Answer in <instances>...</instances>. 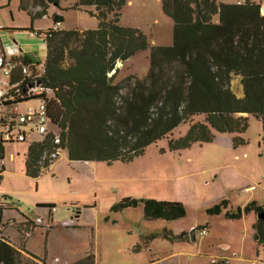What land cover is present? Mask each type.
I'll return each mask as SVG.
<instances>
[{"label":"trees","instance_id":"1","mask_svg":"<svg viewBox=\"0 0 264 264\" xmlns=\"http://www.w3.org/2000/svg\"><path fill=\"white\" fill-rule=\"evenodd\" d=\"M262 2L162 0L164 13L174 22V44L153 48L141 30L121 25L127 0H79L77 8H94L100 25L91 31L50 29L45 39L47 59L39 80L51 91V134L31 143L27 175L38 178L56 162L38 163L54 135L61 140L58 148L68 152L71 162L130 164L163 140L169 141L171 151L178 152L212 143L215 133H245L247 116L264 121ZM54 22L62 23V18L55 16ZM149 49V75L116 83L119 60L125 63ZM14 61L18 79L22 68L35 62L30 55ZM236 76L241 77L242 98L233 89ZM186 123L191 124L188 133L174 139V131ZM236 141L244 143L241 138ZM3 143L0 162L5 158ZM2 181L0 171V185ZM138 207L144 209L148 221L186 217L180 203L126 198L116 209ZM54 208L38 205L44 218L36 221L0 200V264H96L92 242L75 260L59 258L47 249L43 255L28 250V240L40 232H45L47 243L55 229L51 226ZM64 229L74 230L69 226ZM255 230L256 239L264 242V220H258ZM196 232L169 234L173 240L186 242Z\"/></svg>","mask_w":264,"mask_h":264},{"label":"rangeland","instance_id":"2","mask_svg":"<svg viewBox=\"0 0 264 264\" xmlns=\"http://www.w3.org/2000/svg\"><path fill=\"white\" fill-rule=\"evenodd\" d=\"M45 1L30 4L43 13L48 10V21L37 18L32 7L27 9V0H0V42L8 59L30 55L36 63H44L47 43L30 30L52 29L55 16L62 18V31L99 28L96 10L78 9L79 0ZM122 15L121 25L141 30L153 48L174 44V22L164 13L162 0H127ZM150 55L149 49L124 64L118 62L115 82L131 76L146 78ZM233 89L241 96L239 80ZM36 106L37 101L21 110ZM247 118L249 126L243 134L215 133L212 143L178 152L163 140L130 164L71 162L68 152L61 150L59 159L38 178L28 176L26 168L20 170L18 162L26 164L30 145L39 136L33 133L24 143L5 142L0 200L34 220L44 218L38 205L55 207L51 224L55 229L47 243L45 232L28 240V250L37 255L47 249L59 258L75 260L92 242L96 264H264V242L255 236V225L264 214V121ZM190 127V123L181 125L173 138L184 137ZM237 138L244 143L237 144ZM126 198L180 203L186 217L148 221L142 207L116 209ZM194 232L186 242L169 234Z\"/></svg>","mask_w":264,"mask_h":264},{"label":"built area","instance_id":"3","mask_svg":"<svg viewBox=\"0 0 264 264\" xmlns=\"http://www.w3.org/2000/svg\"><path fill=\"white\" fill-rule=\"evenodd\" d=\"M40 13L43 11L41 10ZM41 19L48 21L50 18L44 13ZM61 24V22H54L52 29H59ZM49 31L50 29L43 31L33 28L30 33L46 39ZM17 70L18 64L14 59L7 58L0 42V128L3 131L0 135V142L4 143H24L31 138L33 133L39 137H47L51 134L48 118V100L51 91L46 89L43 82L39 80L40 73L45 70V62L38 64L34 62L30 66H24L20 79L16 74ZM36 101L38 106L21 110L25 105ZM28 127H31V132L27 131ZM59 145H61V140L54 135L50 146L45 148L38 163L44 165L46 161L50 163L58 160L61 155ZM18 167L24 170L26 164L19 161ZM251 190H255V187ZM35 219L38 220V217ZM201 234L206 235V232L201 231Z\"/></svg>","mask_w":264,"mask_h":264},{"label":"crops","instance_id":"4","mask_svg":"<svg viewBox=\"0 0 264 264\" xmlns=\"http://www.w3.org/2000/svg\"><path fill=\"white\" fill-rule=\"evenodd\" d=\"M28 1V4H26V6H27V9L29 8L30 10H31V7L33 8V10L35 11V12H39L40 13V11L42 10L41 9V7H35L34 8V6H33V4H30V3H33L34 2V0H27ZM216 1V0H215ZM245 0H238L237 2H232L231 4H238L239 2H244ZM217 2V1H216ZM218 3V2H217ZM221 3H224L225 4V2H221ZM218 4H220V3H218ZM226 4H229V3H226ZM262 6H263V8H264V0H263V2H262ZM41 15H42V13H40ZM40 14H38V17L37 18H39V19H41V15ZM44 14V13H43ZM45 14H47L48 16H49V18H50V15L48 14V10H47V12L45 13ZM42 20V19H41ZM32 24H34V22L32 21ZM32 27H33V25H32ZM37 29V28H36ZM40 29V28H39ZM124 64V63H123ZM237 80H239V84L241 83V77L240 76H236L235 78H234V81H237ZM234 81H233V83H234ZM240 87H241V96H238V97H240V98H242L243 96H244V92H243V87L241 86V84H240ZM12 160V159H11ZM36 221H39V219L38 220H36ZM45 225V224H44ZM179 234H177V236H178ZM36 236V235H35ZM159 262L160 261H157V262H155V263H151V264H159Z\"/></svg>","mask_w":264,"mask_h":264},{"label":"water","instance_id":"5","mask_svg":"<svg viewBox=\"0 0 264 264\" xmlns=\"http://www.w3.org/2000/svg\"><path fill=\"white\" fill-rule=\"evenodd\" d=\"M262 12L264 13V8H262ZM119 64H123L122 60H119ZM261 220H264V214L260 216Z\"/></svg>","mask_w":264,"mask_h":264}]
</instances>
